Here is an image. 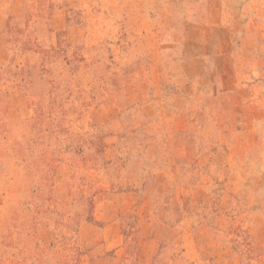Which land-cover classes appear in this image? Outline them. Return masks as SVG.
<instances>
[{
  "label": "rangeland",
  "instance_id": "obj_1",
  "mask_svg": "<svg viewBox=\"0 0 264 264\" xmlns=\"http://www.w3.org/2000/svg\"><path fill=\"white\" fill-rule=\"evenodd\" d=\"M0 264H264V0H0Z\"/></svg>",
  "mask_w": 264,
  "mask_h": 264
}]
</instances>
